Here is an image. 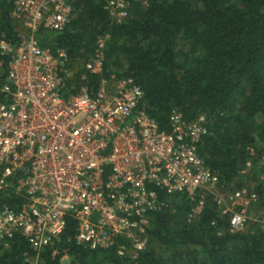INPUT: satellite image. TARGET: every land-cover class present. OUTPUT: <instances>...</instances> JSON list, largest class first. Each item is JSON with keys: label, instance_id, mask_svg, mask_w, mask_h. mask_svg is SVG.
I'll use <instances>...</instances> for the list:
<instances>
[{"label": "built area", "instance_id": "built-area-1", "mask_svg": "<svg viewBox=\"0 0 264 264\" xmlns=\"http://www.w3.org/2000/svg\"><path fill=\"white\" fill-rule=\"evenodd\" d=\"M11 1L24 33L16 45L0 40V56L9 55L0 75V192L25 201L0 207V238L21 234L37 252L27 262L45 264L41 250L72 216L78 243L118 245L125 255L128 242L135 257L147 244L150 214L166 205L161 193L194 200L188 221L211 196L230 232L244 231L250 222L264 231L260 193L249 186L221 190L218 174L199 155L209 133L206 115L189 121L174 112L170 129L161 128L143 107L145 92L133 78L103 79L95 94L83 87L65 97L61 70L68 53L41 47L35 36L41 28H66L76 1ZM105 8L118 21L128 15L127 0H106ZM104 46L99 37L86 63L93 73L104 68Z\"/></svg>", "mask_w": 264, "mask_h": 264}, {"label": "trees", "instance_id": "trees-1", "mask_svg": "<svg viewBox=\"0 0 264 264\" xmlns=\"http://www.w3.org/2000/svg\"><path fill=\"white\" fill-rule=\"evenodd\" d=\"M75 1L66 28H41L35 36L41 47L68 53L63 95L83 87L95 94L103 79L133 78L145 92L143 107L161 128L170 129L174 112L189 121L206 115L209 133L198 153L218 174L221 190L249 186L242 171L251 162L246 175L257 180L254 188L264 202V178L257 179L264 172V0H127L121 21L110 16L106 0ZM12 9L11 0H0V40L16 45L24 28ZM99 37L105 38L104 68L93 73L86 63ZM8 59L0 56L1 76ZM161 197L166 205L150 214L148 241L138 256H131L128 242L125 255L118 245L78 243V221L67 216L41 260L63 264L67 255L70 264H264V231L256 222L232 233L211 196L192 221L195 202L188 195ZM24 201L0 192V207L17 208ZM36 254L21 234L0 238V264H30L27 259Z\"/></svg>", "mask_w": 264, "mask_h": 264}, {"label": "rangeland", "instance_id": "rangeland-1", "mask_svg": "<svg viewBox=\"0 0 264 264\" xmlns=\"http://www.w3.org/2000/svg\"><path fill=\"white\" fill-rule=\"evenodd\" d=\"M185 47H188V46H185ZM111 80V79H110ZM112 82L116 81V79H112L111 80ZM250 167H251V162H248L246 167H245V170L242 171L243 174H245L244 176V180H246L245 182L250 186V187H255L257 185V180L255 178H252V177H247V173L248 171L250 170ZM258 176V175H257ZM257 179H263V173H261V175L259 174L258 178ZM134 248H131L130 249V254L131 252L133 251ZM63 264H70V257H68L67 255L63 258Z\"/></svg>", "mask_w": 264, "mask_h": 264}, {"label": "clouds", "instance_id": "clouds-1", "mask_svg": "<svg viewBox=\"0 0 264 264\" xmlns=\"http://www.w3.org/2000/svg\"><path fill=\"white\" fill-rule=\"evenodd\" d=\"M239 220H240V218L239 217H237L234 221H233V223L235 224V223H238L239 222Z\"/></svg>", "mask_w": 264, "mask_h": 264}]
</instances>
